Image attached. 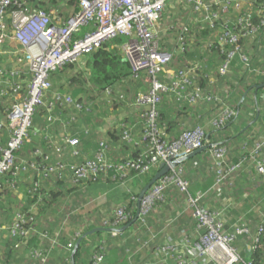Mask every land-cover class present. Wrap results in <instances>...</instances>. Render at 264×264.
I'll list each match as a JSON object with an SVG mask.
<instances>
[{
	"label": "trees",
	"instance_id": "trees-1",
	"mask_svg": "<svg viewBox=\"0 0 264 264\" xmlns=\"http://www.w3.org/2000/svg\"><path fill=\"white\" fill-rule=\"evenodd\" d=\"M246 1V7L244 9H232L229 13L223 15V18L227 16L229 19L226 23L222 19L216 22L213 27H206L202 23L196 24L191 22V19L194 16L193 3L185 1L180 3L178 6L174 3V6H172L170 10L171 14H167V17H170L171 15L172 17L174 16L173 19H179L181 25L168 22V24L176 27L174 31L172 29H168L166 31L165 38H162L161 41L162 46L173 53L170 65L166 68V71L163 72L162 78L164 80L171 81L174 75H180L181 72L182 74L186 73L188 75L190 73V68L198 65V69L195 70V74L196 80L198 79L197 86L200 89L201 96L212 93L221 97L224 102L232 108V110L238 112L237 116L230 119L221 127L209 126V119L216 116V113H213L215 110L213 105L217 103L199 98L191 102L188 98H186L187 95L192 93L194 89V86L190 85L188 88L185 87L184 90L180 89L181 95L177 90H171L162 94L161 103L159 105L160 114L158 122L162 129L166 132L168 137H165V139L168 142H174L187 130L194 129L200 125L208 126V129L206 128L205 138V144L208 145V148L198 153L196 157L199 159L201 158V165L207 168V173L209 178H211V182L212 180L214 181L210 187L201 191L211 189L216 180L215 162L211 154V149H213L215 145L218 147L225 146L228 151L226 168L230 169L231 167H235L236 171H233L226 178L222 191L213 190L211 193L212 196L215 195L216 197H219L221 201L223 200L226 206L219 204L213 208L224 210L227 223L228 218L231 216H233L232 219L234 221L237 219H244L253 231H255L260 225H264V213L257 218V221L254 219V215L258 213V211H264V195L262 194L264 190V183H259L262 185L258 184V176L262 177L264 174L258 173L253 161L254 156L257 160L264 156V147L260 152L255 151L257 142L264 140V86L258 87L260 84L264 83V14L262 12L264 11V0ZM20 2H25L24 5H28L31 9L36 11L43 9L50 15L57 13L62 19H66L70 16L72 8L75 10L79 9L77 0H12V6L14 8L18 7V3ZM10 11L11 10H9V12ZM241 16H248L249 22L251 23V26H248L246 30L253 27V30L249 32L245 31L247 34L242 35L239 43L240 53L248 55L250 66L245 65V63L241 60V57H239L240 53L236 51L237 53L235 57L230 62V69L228 70V73L222 76L220 69L228 59V54L232 50H235V45L229 43L223 46L218 40V32L225 28H230L235 31L241 30L242 27H239L238 24V19ZM5 21L7 25V33L11 36L13 35L14 29L9 15L6 16ZM187 21L190 23V31L183 34L181 29L182 23ZM167 32L174 34L176 37V40L172 43H169L170 35ZM179 39H186V43H190L188 47H186L185 51L179 52V48L176 47ZM11 40L17 41L15 39ZM5 41L6 40H4L0 46ZM122 42H124V39L120 36L105 43L100 49L92 52L91 54L83 55L81 57L83 60H86L88 57L87 64L89 71L87 72L78 71L76 63H70L66 65L65 69L57 71L51 76L53 86L47 91L44 104L39 106L36 110L34 123L30 132V139L22 146V148L15 151L16 166H18L17 172L15 174L13 171L8 172L0 178L1 196L2 194L7 193L10 189L8 184H4V181L9 182L10 185L13 186L17 183L16 179H19L17 178L19 174L23 171L31 172L34 168V171H37L38 176L35 175L37 177L34 178V187L30 193L31 200L29 203L32 202V204H30L27 208H24V210H21V217L24 220L23 226L25 230L29 231V234L28 236L17 237L19 241H21L22 245H27L30 248L43 246L42 243L41 245L38 244L39 239H41L40 234V238L37 237L34 239L33 237L35 236V230L38 229V225L42 227L45 226L43 219H41V217L38 219L37 212L43 215V213L49 208L54 209V213L56 212L58 215V221L56 218L52 222V227H58L57 231L60 229L64 230L66 224L72 226L73 230L75 229V226H79V228L81 227L79 229V234L76 232L73 234L74 243L77 242V240L87 231L97 227L93 221L90 220L88 223L80 222V216L78 217L77 215L72 214V211L75 209L73 206L80 205L82 201L70 199V197H74L75 195L71 193L72 190H68L65 186H63L67 179L70 178L73 183L78 185L77 187L79 189L82 191L85 190V192L88 191L89 188L87 187L88 185L91 186L90 184L102 182H126L128 184L130 178L135 179L134 184L131 185L132 187H130L129 191L125 193L127 203L116 206L115 208L116 210L118 207H125L126 212L132 216L128 222L119 223L120 226L123 227L133 222L131 226L122 232L116 233L110 225L103 224L104 227H109L111 230L97 231L84 237L75 254V264H91L93 259L92 254L94 252H99L104 255V264H131L126 260V256H128L129 252H131L129 249L131 239L133 242H135L136 239L148 240L149 248L144 250L137 249V255H141V257H143V254H146L147 258L151 257V259L153 258V260H155L152 249H155L157 245L161 244V240L152 237L153 234L156 233V231H154V226H156L155 215L156 213L162 214L166 211L168 206L167 201L171 195L168 193L169 191L165 193V199L163 201L157 202L156 207L145 217V220L138 216V219L133 221L137 215V199L139 197L140 190L143 188V185L145 186L155 173L158 172L160 167H155L150 172L145 174H140L133 169L127 170L125 172V177L122 176V172L120 170L112 167L106 172H99L98 174L92 175L90 178L84 179L81 182H74L72 174L69 171H66L64 176H57L53 178L43 175L45 168L53 164L57 155L56 152H53L51 149V143L47 140L50 136L49 131L47 130L45 132L47 136L46 138L44 136L41 137L40 147H35V142H33L34 135L37 133L34 131V127L37 125L36 119L41 118L46 121V130L49 125H52L55 122V120H50V117L55 119V111L57 108L56 104L55 108L50 110L49 103H58V100L55 97L57 92H61L63 94L68 93L73 96L76 102L82 105L83 108L80 114L87 123V126L83 129L79 138L82 153L77 161L84 162L87 159H94L96 153L101 150L102 142H106L108 149L107 157L112 163H125L127 161H137L142 159L141 157L147 149L146 143L142 142L144 131L143 124H141L140 139L135 144V148L132 150V152L135 150V153L130 152L131 154L126 156H123V154L119 156L112 154L110 140V138L116 139L115 134H117L120 139L119 145L126 143V141L123 140L124 127H118L116 130L109 131L103 129L101 126V121L103 120V117L107 116V113L110 112V108H117L119 105H127L133 108H138L140 120L143 121L141 118V108L133 105L134 96L136 94H133V87L135 86V88L139 89H145V87L140 84L141 79L134 80L131 78L130 65L127 61L123 60L119 51V45H121ZM5 66L11 67L12 65L8 66L0 61V67ZM15 68L19 70L26 69L17 66H15ZM71 72L72 74L70 75ZM58 78H60V80H58ZM30 79L31 73H29L28 70H24L15 78L14 83L18 81L25 83ZM189 80H193L192 77L189 78ZM68 85L69 87L66 88V90L63 89L64 86ZM3 86V84H0V96H4L1 94V92L4 91H7L8 95L2 97L1 100L6 104V106H9V99L8 97H5L10 95L12 97L11 99H13V95L11 94L14 93L9 88L1 90ZM111 87L115 88V91L108 94L107 90ZM117 90L124 93L123 100L116 94ZM245 93L247 95L243 99ZM100 97L101 100L99 99ZM12 103L9 107H7L8 110L4 107L5 111L2 113L6 116L5 118H7V114L8 111H10ZM260 121L262 123H259ZM122 123H125L131 129L134 137L137 136L136 134H133L132 124L125 119H123ZM90 138L91 140L86 142L85 148L82 142ZM6 145L7 143L0 141V157L1 148ZM120 149L123 150V147ZM29 152L33 153L30 154ZM27 154L29 155V159L26 158ZM31 155L34 156V160H32ZM46 156H50V160L47 162L45 160ZM196 157L186 159L180 164L183 169L181 175H184L189 181V190L192 194H195V192H193L194 181L191 179V175L195 174L199 168L198 166H194V164H192L193 159ZM33 164L36 165V167H32ZM26 166L27 168H25ZM49 180L55 181V187L44 189V182ZM205 184L207 185V181ZM247 187H250L249 189L253 190L249 193V195L244 193ZM232 193L234 195L239 194V197L243 198L245 203L243 204V202L239 203L234 201ZM173 197L174 196H172V198ZM207 198L204 200V203H206ZM230 199L233 201V206L229 204ZM255 200H257L258 203H256ZM176 203H178V200ZM186 209H189L192 214V208L187 206ZM240 211H242L241 214L239 213ZM190 216L193 217V215ZM113 220L114 218H109L110 224H112ZM82 224H87L85 229ZM194 227L196 228L195 223L188 227L186 231L190 233L193 231ZM229 229H232V225L229 226ZM43 230V232H46V229ZM91 241L95 242V244L93 243L95 247L93 248L88 261L87 246ZM244 241L247 242L248 238L238 237L234 241V246L237 248L242 259L238 264H245L248 260H252L254 264H264V236H262V245L256 248L248 247ZM137 242L139 243V241ZM114 243L118 244V247L121 250L123 248L122 252L124 258L116 252ZM75 244L74 247L69 249L67 253L69 264L72 263V253L75 248ZM147 251H149V255ZM8 252L11 254V249H9L7 253ZM118 252L120 253L119 250ZM248 254H250L249 257H247ZM133 257H131V260L134 263V260L137 261V259ZM32 259L37 261L36 264H42L41 259L37 260L33 257ZM49 262L47 264H49ZM66 264H68V261ZM198 264L201 263L199 262Z\"/></svg>",
	"mask_w": 264,
	"mask_h": 264
},
{
	"label": "built area",
	"instance_id": "built-area-1",
	"mask_svg": "<svg viewBox=\"0 0 264 264\" xmlns=\"http://www.w3.org/2000/svg\"><path fill=\"white\" fill-rule=\"evenodd\" d=\"M79 9L72 8V13L66 19H62L57 13L52 15L45 10H33L25 2L18 3V7L12 6V0H0V44L9 38L17 40L22 46L29 60V73L31 79L25 83L15 82V78L24 70L15 67H0L1 90L11 89L14 94V102L8 111L7 120L11 131V136L7 145L1 148L0 157V178L8 172H17L15 151L30 139L31 128L34 123L36 110L44 104L47 91L52 88L51 76L60 70L65 69L70 63H78L83 55H89L100 49L105 43L110 42L120 36L124 39L119 50L125 61L131 67V78L134 80H145L147 89H139L135 96L133 105L141 108V118L143 124L142 142H145L147 149L142 155V159L137 161H127L125 163H112L107 157L108 149L106 142L101 143V150L96 153L94 159H87L79 162L81 145L80 139L76 136H68L64 143L56 145V158L53 164L45 168L43 175L48 177L64 176L66 171L72 174L74 182H81L99 172H106L112 167L117 168L125 177L127 170H135L140 174L150 172L155 167L162 164H170L179 161L188 154L203 147L206 138V125H200L194 129L185 131L174 142H168V137L158 122L159 105L162 94L171 90H177L181 95V90L194 86L193 92L188 94L191 102L197 98L216 102L221 108L215 117L209 119V126L221 127L230 119L237 116L238 112L224 102L221 97L212 93L200 94L198 79L196 80L195 70L198 65L190 68V73L181 72L174 75L171 81L162 78L163 72L170 65L173 53L162 46V20L167 6L170 2L185 1L193 3L194 16L191 22L202 23L206 27H213L216 22L224 20L232 9L240 10L246 6V0H77ZM9 10H11L9 12ZM264 14V11H262ZM9 15L13 25V35L7 33L6 16ZM264 22V20H263ZM241 30L235 31L230 28L221 29L218 32V40L224 46L229 43L235 45V50L228 54V59L221 67V75L224 76L230 69V62L236 53H240V40L242 35L253 30L248 16H241L238 19ZM226 25V24H225ZM170 28H165L167 31ZM182 33L190 31L189 21L182 23ZM179 52L185 51L187 47L186 39L178 40ZM237 51V52H236ZM1 54V49H0ZM241 60L246 66H250L247 54L240 53ZM190 75V76H189ZM193 80H189L191 78ZM215 80V79H213ZM195 90V93H194ZM115 91L111 87L108 94ZM8 95L7 91L1 92ZM116 94L120 99H124V93L117 90ZM55 97L58 103H49V109L53 110L55 105L61 108L73 106L78 112L82 110V105L76 102L72 95L57 92ZM110 102V99H109ZM56 119V117H55ZM50 117V120H55ZM77 120L76 113L72 116ZM124 127L123 140L128 143H137L132 135L131 129L122 123ZM65 147H69L72 160H65L62 155ZM264 147V140L258 141L255 151L260 152ZM41 153V152H39ZM227 148L225 146H214L211 154L215 162L216 180L214 186L205 191L191 193L189 181L180 177L183 172L179 164L172 168L169 173L158 180L148 191L149 195L144 197L140 209L139 217H145L156 207L158 201L165 199V193L176 186L180 194L184 195L185 202L192 208L195 221V231L176 241L174 237L165 231L166 227H171L173 218L165 226L153 234V238L161 240V244L152 249L154 259L158 264H238L242 259L234 246V241L238 237L248 238L250 247L262 245L264 236V225H260L257 230L253 229L244 219H237L229 229L224 210L213 208L204 200L211 195L212 191H222L226 178L236 171L235 167L226 168ZM144 159V160H143ZM46 162L50 156L45 157ZM254 166L258 173L264 174V156L260 159L253 157ZM36 167V165H32ZM27 168V166L25 167ZM120 174V173H119ZM147 193V194H148ZM146 194V195H147ZM145 195V196H146ZM148 203V205H146ZM229 204L233 205L232 199ZM114 220L110 224L109 218L104 224L110 225L115 230L120 227L119 223L128 222L132 217L126 212L125 207H118L114 211ZM24 220L20 216L10 229L13 237L28 236L29 231L24 229ZM122 225V224H121ZM164 225V224H163ZM139 241L137 249L149 248V241L137 239ZM53 245L58 244L57 239L51 240ZM74 241L68 243V249L74 247ZM50 249L35 248L31 251V257L41 259L42 264H47L50 259ZM91 264H104L105 257L99 252H94ZM245 264H254L252 260Z\"/></svg>",
	"mask_w": 264,
	"mask_h": 264
},
{
	"label": "crops",
	"instance_id": "crops-1",
	"mask_svg": "<svg viewBox=\"0 0 264 264\" xmlns=\"http://www.w3.org/2000/svg\"><path fill=\"white\" fill-rule=\"evenodd\" d=\"M0 49H1V54H0V61L1 62H3L4 64H7L8 66L12 65V67L17 66L20 68H26L24 70L29 69V60H28L22 46L20 45V43H18L17 41L11 40V38H9L0 46ZM120 53H121V51H120ZM121 55H122V53H121ZM122 58L125 61L123 55H122ZM83 61H84L83 64L81 61H79V63H77L76 66L80 65V67H81V66L85 65L86 67H83V68H86L87 71H89V67L87 64L88 57L86 58V60H83ZM130 69H131V67H130ZM140 84L143 85L145 87V89L148 88V85L144 79L140 81ZM133 88H134L133 94H135L138 91L137 89H139V88H135V86ZM2 97H4V96H0V141H2L3 143H7L9 138H10L11 131H10L9 124L7 121L8 118H5L6 116H4L2 112L5 111L4 107L7 108L11 105V103L14 101V97H13V99H11L12 97L10 95L5 97V98L8 97V99H9V101H8L9 106H6V104L1 100ZM99 99L101 100V97ZM134 108L131 106H127V105H119V106H117V108L111 107L110 112L107 113V116L103 117V120L101 121V126L105 130H109V131L116 130L118 127H121L123 119H125L130 124H132V126H133L132 127L133 134L137 135L136 137H134V136L133 137L135 138L136 141L139 140L142 121L140 120L139 109L138 108L134 109ZM7 110H8V108H7ZM75 113H76L77 120L72 119V116ZM80 113H81V111L78 112L73 106H67L64 109L63 108H56L55 122L52 125H49L46 130H45L46 121L44 119L42 120L41 118H39V119L37 118L36 119L37 125L34 127V131L37 132L34 135V140H33V142H35L34 146L40 147L39 145H41V137H43V136L45 138L47 137L45 134V132L47 130L49 131V134H50L49 139H47V140L51 143V149L53 150L54 153L56 152V145L64 143L68 136H76V137L80 138V135H81L83 129L87 126L86 121L83 119V117L81 116ZM79 115H80V117H79ZM259 123H262V122L260 121ZM115 136H116V139H112L109 137L111 140V153L114 155H118V156L122 155V154H123V156L130 155L131 154L130 152H132L133 148H135L134 147L135 143L131 142L130 144H128V142H126V143H122V145L121 144L119 145L120 139L117 136V134H115ZM91 138L82 142L84 144L83 146L85 148H86V142L88 140H91ZM121 147H123V150L120 149ZM29 153L32 154L33 152H29ZM132 153H135V150ZM26 156H27L26 158L29 157L28 154ZM196 156L197 155H195L194 157H196ZM62 157L68 161L73 159V157L71 156V151H70L69 147H65ZM31 158H32V160H34L33 155H31ZM201 163H202L201 158L199 159L197 157L195 159H193V161H192V164H194V166L199 167L197 169V171L195 172V174L191 175V179L194 181L193 182V192H195V193L199 192V191H201L207 187H210L214 181V180H212V182H211V178H209V175L207 173V168L205 166H202ZM34 170H35V168H34ZM34 170L31 172L23 171L22 173H20L19 176L17 177L19 179H16L17 183L13 186H11L9 182L4 181V184L5 185L8 184L10 189L8 190L9 193L7 192V193H4L0 196V264H36V262H37V261L33 260L31 257V251L34 250L35 248H33V247L30 248L27 245H22L21 241H19V239L17 237H13L10 233L11 227L13 226L15 221H17L19 219V217L22 214L21 210H24V208H27L30 204H32V202L29 203L31 200L30 193L34 187V178H36L38 176L37 171H34ZM35 175H37V176H35ZM134 181H135V179L130 178L128 184L126 182L125 183H119V182L105 183V182H102V183H97V184H90L91 186L88 185L87 188H89V189L86 192H85V190L82 191L81 189H79L77 187L78 185L73 183L70 178L67 179V181H65V184L63 186H65L66 189H68V190H72L71 193H73L75 195L74 197H70V199L82 201L80 205H74L73 206L75 209L72 211V214L77 215L78 217L80 216V222H85V223L87 222L88 223L87 218L85 217L88 214V210L86 209L87 203H85L83 201V199H85V201H86V199L90 198V202H94L97 199V201H99V202H102V203L104 202L103 204H108V201H111L116 206L122 205L124 203H127L125 193H127V191H129L130 187H132L131 185L134 184ZM206 181H207V185L205 184ZM130 182H131V184H130ZM43 186H44V189L54 188L55 187V181L54 180L45 181ZM137 187H139V186H137ZM141 190H140V192H141ZM211 196L212 195L208 196V198L206 200V205H208L210 207H215V206H218L219 204L222 205V203H224L223 200L222 201L219 200V202H218V199H215L214 196L213 197H211ZM169 197L171 199L169 198V200L167 201V205H168L167 211L169 209V205L173 206L172 209H174L176 207L175 205L177 204L176 201L178 200L176 197L172 198V194ZM183 202H184L183 205H180V203H179L180 207L177 208V211H176L174 217H170V218L166 217L164 219L157 220L158 213H156V215H155L156 224L162 220H164V221L162 223V226H160V227L154 226L155 227L154 231H160L165 226L167 221H169L173 218H176L175 220H173L172 226L166 227L165 231L167 233H170L176 241H179L184 236V234H188L186 229H188V227H190L192 224H194L195 221H194L193 217L190 216V215H192L191 211H188V209H186L187 204L185 202V198H184ZM138 207H139V205H137V211L139 210ZM105 211L106 210L99 212V216L97 219L100 220L101 222L96 224L93 221V223L96 224L97 227H104L103 224H104L105 219L114 218L113 217L114 211H111L109 213L108 217L106 216L108 214L105 213ZM184 211H188L187 212L188 214H185L186 212L184 213ZM163 213H165V212H163ZM263 213H264V211H258V213H256L254 215V219L257 221V218H259ZM37 216H38V219L40 217H41V219H43L45 226L42 227V226L38 225V229L35 230V233H34L35 236L33 238L34 239L37 237L40 238L39 237V234H40L41 239H39L38 244L41 245V243H42L43 246H41V247H44V248L46 247V248L50 249L51 254H50L49 264H66L67 261L69 264V260L67 258V253H68L69 249L67 248L66 245L68 244V242H71L74 240L73 234H75V232L77 234H79V229L81 227L79 228V226H75V229L73 230L72 226L66 224L64 230L60 229L57 231L58 227L57 228L55 226L52 227V222L56 218L58 221V215L56 214V212L54 213V209H51V208H49L46 212H44L43 215L41 213L39 214L37 212ZM89 221H90V219H89ZM40 222H42V221H40ZM90 223H92V222H90ZM82 226H84V229L86 228L85 224H82ZM132 228H134V227H132ZM194 228H193V231L195 230ZM43 229H46V232H43L44 231ZM130 230H129V232H130ZM115 232L117 233V232H122V231H115ZM105 233H104V235H105ZM53 238L57 239L58 244L53 245V243L51 242V240ZM159 240H162V237ZM91 242L87 246L88 261L90 259L91 252H92L93 248L95 247L94 246L95 242H92V243ZM244 243L247 244L248 247H250L248 242L244 241ZM115 244L116 243H114V246L116 248V252L118 254H120L121 257H123L122 246H121V248H122V250H121L118 247L119 245L118 244L115 245ZM131 244H132V246L129 248L131 252H129L128 256H126V260L128 263H131V264H158L156 260H153V258L152 259H151V257L147 258L146 254L145 255L143 254V257H141V259H142L141 261L134 260L135 262L133 263L131 260L132 259L131 257H133V256L135 258L139 257V255H137V251H136L137 246H138L137 239L135 240V242H133V240L131 239ZM41 247H38V248H41ZM9 249H11V251H12L11 254L9 252L7 253V251ZM118 250L120 251V253L118 252ZM147 253L149 255V251H147ZM249 255L250 254H248L247 257H249ZM51 256H52V259H51Z\"/></svg>",
	"mask_w": 264,
	"mask_h": 264
},
{
	"label": "rangeland",
	"instance_id": "rangeland-1",
	"mask_svg": "<svg viewBox=\"0 0 264 264\" xmlns=\"http://www.w3.org/2000/svg\"><path fill=\"white\" fill-rule=\"evenodd\" d=\"M179 5V2L178 1H176V6H178ZM172 6H174V3H172V2H170L169 4H168V6H167V9H166V11H165V16H164V19L162 20V23H161V26L163 27V28H161L162 29V38H165V36H166V30H165V28H170V29H172L173 31H174V29H175V27L176 26H173V25H171V24H168V22H172V23H177L178 25H181V23H180V21H179V19H173V17H172V15L170 16V17H167V14H171L170 13V10H171V7ZM168 33V32H167ZM175 33V32H174ZM169 35H170V39H169V43H172L173 41H175L176 40V37L174 36V34H170V33H168ZM190 43H188L187 44V47H188V45H189ZM176 47H178V42H177V44H176ZM179 48V47H178ZM180 49V48H179ZM81 62H82V64H83V59L81 58V60H80ZM77 67H78V71H82V72H87V69L86 68H83V67H86L85 65H83V66H81L80 67V65H77ZM72 74V72L70 73V75ZM58 80H60V78H58ZM69 87V85L68 86H64V88L63 89H65L66 90V88H68ZM214 106V108H215V110L213 111V113L215 112L216 114L217 113H219V111H220V107H219V105L218 104H214L213 105ZM57 108H61L59 105H57ZM251 165H253V164H251ZM180 177H183V178H185L186 179V177L184 176V175H180ZM259 177V180H258V184L259 183H264V175H262V177L261 176H258ZM259 185H262V184H259ZM143 187H144V185H143ZM250 187H247L246 188V191L244 192V193H246V194H248L249 195V193L251 192V191H253L252 189H249ZM169 191L170 192H168V193H171L172 194V196H174V197H176L177 199H178V203L175 205L176 207L174 208V209H172V207L173 206H170L169 205V209H168V211H167V209H166V211H165V213H162V214H158V216H157V220H160V219H164V218H166V217H168V218H170V217H174L175 216V213H176V211H177V208H179L180 207V205H183V200H184V196L183 195H181L180 194V192H179V190L177 189V187L176 186H174V187H172L171 189H169ZM233 194V193H232ZM262 194L264 195V190H263V192H262ZM149 195V193L145 196V197H147ZM211 197H213V196H211ZM232 197H234V201H237V202H239V203H242L243 202V204L245 203V201L243 200V198H240L239 197V194H233V196ZM183 198V199H182ZM214 198L215 199H218V202H219V197H216L215 195H214ZM83 201L85 202V203H87V210H88V214L85 216L86 218H87V221H89V219L90 220H92V221H94L96 224H98L99 222H101L100 220H98L97 218H98V216H99V212H102L103 210H106L105 211V213H107L108 215H106L107 217L109 216V213L111 212V211H114L115 210V208H116V205H114L111 201H108V204H103L102 202H99V201H97V199L94 201V202H90V198H88V199H86V201H85V199H83ZM255 202L256 203H258V201L257 200H255ZM179 203H180V205H179ZM146 205H148V203L146 204ZM223 206L225 205L226 206V204L225 203H223L222 204ZM234 205V204H233ZM232 205V206H233ZM239 210H240V208H239ZM188 211H189V209H188ZM188 211H186V214H188L187 212ZM241 212L242 211H240L239 213L241 214ZM185 213V212H184ZM240 216V215H239ZM237 217V216H236ZM235 217V218H236ZM233 218V216H231L230 218H228V226H230L233 222H234V220L232 219ZM163 221L164 220H162V221H160L159 223H157L156 224V226L157 227H160V226H162V223H163ZM105 222V221H104ZM87 225V224H86ZM121 228V226L120 227H116L115 228V230H113V231H120V230H118V229H120ZM72 242V241H71ZM71 242H68V243H71ZM132 246V244L130 245V247ZM137 259V261H141L142 259H141V255H139V257L138 258H136ZM138 263V262H137Z\"/></svg>",
	"mask_w": 264,
	"mask_h": 264
},
{
	"label": "water",
	"instance_id": "water-1",
	"mask_svg": "<svg viewBox=\"0 0 264 264\" xmlns=\"http://www.w3.org/2000/svg\"><path fill=\"white\" fill-rule=\"evenodd\" d=\"M263 86H264V83L260 84L258 87H263ZM246 95L247 94L245 93L244 96H243V99L246 97ZM207 148H208V145H204L203 147H201V148L195 150L194 152L188 154L186 157L181 158L179 161H173L170 164H162L160 166V169L158 170V172L155 173V175L148 181V183H146V185L143 187V189L139 193V197H138V205H139V207L138 208L140 209V205H141V202H142L143 198L145 197V195L148 193V191L151 189V187L158 180H160L163 176H165L167 173H169L172 168H174L177 165H179L180 163L184 162L186 159H189V158L194 157L195 155H197L201 151L206 150ZM138 216H139V210L137 211V215H136V217L134 218L133 221L137 220L138 219ZM132 223L133 222L129 223L128 225H125V226L121 227L118 230L123 231L126 228L130 227ZM102 230L110 231L111 228H107V227H95L92 230L87 231L84 235H82L77 240V242L75 244V248H74L73 253H72V263L71 264H75V258L74 257H75V254L77 252V249H78V247H79L82 239L84 237H86L87 235H90V234H93V233H95L97 231H102Z\"/></svg>",
	"mask_w": 264,
	"mask_h": 264
}]
</instances>
